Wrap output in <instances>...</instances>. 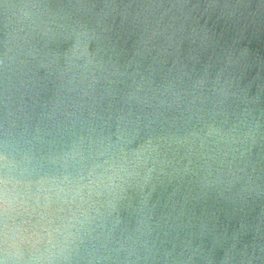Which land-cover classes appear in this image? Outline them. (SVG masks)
Masks as SVG:
<instances>
[{
  "label": "clouds",
  "instance_id": "9594fccd",
  "mask_svg": "<svg viewBox=\"0 0 264 264\" xmlns=\"http://www.w3.org/2000/svg\"><path fill=\"white\" fill-rule=\"evenodd\" d=\"M14 7L19 9L18 26L8 32L6 24L0 57L5 108L14 94L22 95L35 86L37 74L43 69L45 79L51 78L60 94L77 101L74 107L79 112L61 113L63 119L54 125L59 141L45 131L48 123L43 128L38 124L35 134L27 130L16 133L6 114L0 142V264H99L107 259L104 252L109 251L111 229L117 223L113 212L123 193L133 186L143 189L150 185L154 174L172 166L171 161L161 158L153 138L166 139L177 150L186 146L197 158H203L202 150L213 144L225 168L211 180L205 177L204 183L229 191L235 183H241L235 193L241 201L253 194L264 195V156L259 160L250 158L257 138L264 141V107H257L264 99V76L257 72L253 78L258 81L256 95L249 98L250 84L241 83L253 67L247 48L231 47L223 66L211 77L208 66L197 72L180 56L184 40L204 46L211 39L205 29L196 26L195 13L247 5L191 0H39L5 5L6 13ZM258 7L264 9V5ZM117 17L121 18V27L127 22L132 31L138 32L137 55L155 51L154 60L162 70L168 57H175L165 72L169 82L164 93L180 110L178 124L165 127V120L153 127L154 119L134 116L130 108L127 114L122 110H97L116 75L111 53L115 49L112 30ZM62 34L73 39L63 62L47 54L38 58L37 45ZM90 39L97 42L95 54L88 52ZM260 66L264 68V60ZM149 92L153 93L152 99L157 98L151 79L145 81L141 76L127 103L146 100ZM193 117L202 127H188ZM41 119L51 121L53 117ZM110 121L118 130L114 140L104 134ZM130 124L137 135L142 132L148 137L140 147H130L132 140L124 131ZM172 171L177 169L173 167ZM138 233L143 234L142 229ZM139 234L129 238L131 245L136 244ZM260 250L264 253V246ZM239 256V264H251L252 257L243 252ZM235 259L226 253L223 264Z\"/></svg>",
  "mask_w": 264,
  "mask_h": 264
},
{
  "label": "water",
  "instance_id": "95a60500",
  "mask_svg": "<svg viewBox=\"0 0 264 264\" xmlns=\"http://www.w3.org/2000/svg\"><path fill=\"white\" fill-rule=\"evenodd\" d=\"M33 2L39 0H0V57L3 55L6 24L7 31L11 32L18 26L19 19V9L14 7L6 13L5 5L20 6ZM83 2L103 3L105 0ZM115 2L145 3L149 0ZM191 2L248 6L240 9H201L195 13L196 26L205 29L211 39L204 46L184 40L180 44V56L197 72L208 66L211 77L223 66V60L231 47L247 48L253 67L245 73L241 83L250 84L248 96L254 97L258 81L253 78L258 71L264 76V68L260 66V62L264 60V9L258 7L264 5V0ZM229 12L233 14L229 15ZM137 38L138 32L132 31L127 22L121 27V18L117 17L112 30L115 49L111 53L116 75L112 78L113 82L108 86L109 92L99 102L97 110H122V114H127L130 108L134 116L154 119L156 124L153 127L165 120V127L178 124L180 110L164 93V88L169 82L165 72L167 68L172 67L175 57H168L162 70L161 65L154 60L155 51H145L142 55H137ZM234 41L239 42L234 44ZM72 42V37L67 34L53 36L46 44L37 45L40 49L37 56L39 58L47 54L49 58H59L62 63L63 55ZM96 50V40L90 39L88 52L95 54ZM134 73L136 75H133ZM37 75L39 79L35 86L22 95L14 94L6 109L3 76L0 72V142L3 140L6 114L16 133L21 134L27 130L29 134H35L38 124L43 128V124L48 123L49 128L45 131H50L59 141L60 137L54 125L57 120L63 119L61 113L79 112V108L74 107L77 101L60 94L52 79H45L43 69ZM141 76L145 81L151 79V86L157 98L152 99L153 93L149 92L146 100L132 101L129 104L127 98L135 91ZM257 107H264V99ZM231 110L229 107L228 111ZM84 112L87 114V106L84 107ZM49 115L53 117L51 121H42V117ZM261 121L264 127V117H261ZM188 127L196 130L202 127V123L193 117ZM117 131L114 121H110L104 129V134L111 135L114 140ZM124 131L132 140V148L142 146L148 139L142 132L137 135L134 125H128ZM41 135L43 136L44 132H41ZM53 136L47 138L52 139ZM153 144L157 146L161 158L171 161L172 166L165 167L162 173L154 174L150 185L143 189L133 186L123 193L113 212L117 223L111 229L109 251L104 252L108 258L101 260L99 264H180V261H186V264H223L226 253L236 257L231 264H239L241 252L252 257L251 264H264V253L260 250L261 246H264V195L253 194L241 201L235 198L241 183H235L231 191L204 183L205 177L211 180L218 170L225 168L216 147L211 143L202 150L205 153L203 158L189 153L186 146L177 150V146L169 144L166 139L153 138ZM261 156H264V141L258 137L257 143L252 146L250 158L259 160ZM189 160L194 163H189ZM173 167L177 171L173 172ZM138 229H142L143 234H139ZM138 234L136 244L131 245L129 238H135ZM121 244L124 246L121 247Z\"/></svg>",
  "mask_w": 264,
  "mask_h": 264
}]
</instances>
